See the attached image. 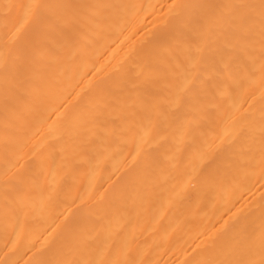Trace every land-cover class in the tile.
I'll list each match as a JSON object with an SVG mask.
<instances>
[{"label": "bare ground", "instance_id": "6f19581e", "mask_svg": "<svg viewBox=\"0 0 264 264\" xmlns=\"http://www.w3.org/2000/svg\"><path fill=\"white\" fill-rule=\"evenodd\" d=\"M0 243L264 264V0H0Z\"/></svg>", "mask_w": 264, "mask_h": 264}, {"label": "rangeland", "instance_id": "374dc122", "mask_svg": "<svg viewBox=\"0 0 264 264\" xmlns=\"http://www.w3.org/2000/svg\"><path fill=\"white\" fill-rule=\"evenodd\" d=\"M253 243H249V244H239L237 241H233L232 243H230L226 248H224L223 250V255H236L239 251H242L244 249H246L249 245H251ZM1 245V243H0ZM216 247H213V249ZM4 249L0 246V260L1 258L6 255V253H4ZM190 252V251H188ZM168 264V263H167ZM173 264V263H171ZM234 264H238V263H234Z\"/></svg>", "mask_w": 264, "mask_h": 264}]
</instances>
